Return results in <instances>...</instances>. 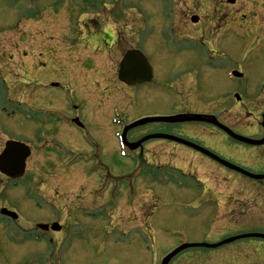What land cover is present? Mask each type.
Here are the masks:
<instances>
[{
	"label": "rangeland",
	"instance_id": "rangeland-1",
	"mask_svg": "<svg viewBox=\"0 0 264 264\" xmlns=\"http://www.w3.org/2000/svg\"><path fill=\"white\" fill-rule=\"evenodd\" d=\"M104 1L106 8H110L113 1L99 2ZM262 2L264 0H236L228 23L225 24L226 20L216 23L215 27L217 24L221 26L220 34L230 27L236 36L231 42L237 47L239 56L238 63L235 61L234 65L237 63L238 66H246L251 61L259 64L257 59L264 57V29L258 27V23L264 20ZM218 3L219 1L215 0L136 1L138 20L147 21V24L156 27L157 36L166 32L163 29L160 31V28H165L172 22L171 18H174V32H170L178 35V38L158 37L157 44L145 52L147 59L157 70L156 77L162 85L161 100L145 99L142 90H134L135 93L129 96L131 100L128 102L125 97L121 106L113 102V99L116 102L119 96V99L122 98L121 93L109 98L97 113L95 110L94 115L89 114L85 118L83 123L86 125V134L73 130L74 133L64 138L67 141L64 143V150L69 152L64 164H71L67 172H64V164L57 162L51 151L53 142L39 144L33 138V108H38L35 106V98H40V85L62 82L52 66L55 53H50L49 50L58 41V34L53 29L59 26H51L48 21L44 24L45 27L40 29L37 20H46L49 16L51 18L52 14L67 12L71 14V18L82 24L85 11L99 12L101 7L99 8L98 3L93 5L90 0H0V79L3 77L5 80V84L0 80V99L6 94V98L10 95L11 105L18 102L17 99L25 104V114H28L30 121L23 118L25 114H22L21 118L18 117L19 119H14L15 129L19 131L9 128L8 135L13 138L18 134L19 139L29 143L32 150L27 160L28 173L24 178L11 182L5 191L1 190L5 180L0 181V207L2 204L7 205L18 214L16 222L5 220V224L0 223V264H159L164 256L181 244H214L240 234H264L262 185L253 184L249 179L233 174L236 178L229 184V191L235 194L237 203L246 205V209H240L238 206L235 213H229L226 210L228 202L221 206L220 211L205 209L204 203L199 200L187 201L189 194L175 186L163 187L158 182L149 183L154 181L156 175L162 179L163 173L143 171L139 178L133 180L130 176L136 165L132 163L133 154L126 152L127 157H120L121 148L115 139L119 125L111 122L115 119L130 120L149 115L156 109L162 112L163 108L166 112L172 102L183 103L182 98L177 101L168 93V87L185 75L188 76L189 84L191 83L190 103L194 108H203L204 104V109L217 114L220 120L230 125H234L236 120L243 127V131L249 134L248 137L261 131L259 123L260 115L264 112V67H251L250 75L243 74L245 77L241 80L242 91L239 94L241 101L237 103L233 98L230 105L228 102H216L224 90L221 91L222 84L220 87L216 85L211 73L213 76L220 75L200 62L203 56L198 42L201 26L210 27L212 24H206L203 20L208 21L210 18L207 16L225 13L223 6ZM241 14L245 17V22L240 17ZM191 16L199 17L201 22L194 26L190 21ZM96 17L101 22L107 20L108 13L104 11L102 17ZM93 18L95 19V16ZM28 30L30 32H27ZM24 32L27 33L23 35ZM40 42L44 43L46 49L39 48ZM202 47L208 48L207 45ZM145 48L146 45L143 44L142 50L145 51ZM116 50V47L112 48L111 58L108 55L97 56L93 61L96 65L105 67L103 69L106 75L91 72L94 96L90 98L89 107L95 108L100 97V94H96L95 89L99 85L95 82L103 78L115 79L117 76L115 69L122 53ZM179 59L180 65H177ZM225 61L219 65L232 66L229 61ZM8 67L10 69H7ZM206 73L210 76L209 79ZM204 79L206 81L199 84L198 81ZM100 83V87L106 85L104 82ZM65 87L66 90L53 94L62 103L59 108H64L63 103L65 107L81 104L82 96L78 95L74 85L68 83ZM207 96L208 98H205ZM43 109L48 111L50 107ZM56 109L53 110L58 111ZM113 109L121 111L122 116L113 114ZM237 110L240 114L236 117ZM171 126H165L167 134L182 128H187L182 129L185 133H192L187 124ZM132 133L133 137L143 133V129L138 128ZM89 141L98 142L99 148H87ZM68 144L70 146H67ZM152 147L153 151L162 157L161 161L168 165L170 170L166 168L167 171L176 172L171 167L192 171L189 164L193 161L188 154L176 148L174 142H156ZM163 148L168 152L166 157L160 152ZM138 149L142 147L136 150ZM242 153L244 155L234 151L232 158L244 168L262 172L258 166L262 165L263 158L259 154L256 156L261 162L257 163L245 155L248 153ZM91 156L100 158V180H96L92 175L96 170L86 175L94 168L90 162L86 163V159ZM104 168L107 170L104 171ZM63 174L67 175L63 177ZM217 174L219 176L216 177L218 182L215 181V191L225 192L228 184L223 183L221 172L218 171ZM197 176L202 177L201 173ZM94 195L96 198L92 197ZM46 219L56 220V223H61L67 229L66 234L58 237L52 256L51 246L46 248L43 243L34 240L36 231H51L54 223L50 228L46 227V231L36 229V225L44 224ZM169 264H264V241L248 238L217 249L189 248L179 252Z\"/></svg>",
	"mask_w": 264,
	"mask_h": 264
},
{
	"label": "flooded vegetation",
	"instance_id": "flooded-vegetation-1",
	"mask_svg": "<svg viewBox=\"0 0 264 264\" xmlns=\"http://www.w3.org/2000/svg\"><path fill=\"white\" fill-rule=\"evenodd\" d=\"M90 1L93 2V5L95 3L99 4V8L101 7L99 9L100 13L98 12V10L85 11L86 14L84 15L82 24H80L81 22H78L74 18H71V14H63L60 12L52 14L51 18L49 16L46 20H37L40 29H43L45 27L44 24L48 21H50L51 26H59L53 29V31L58 34V41H56L53 44L52 49L49 50H51L50 53H55V59L52 62V66L55 68L56 74L62 80V82L55 81L47 86L45 83L40 85L38 89L40 98H35V106L38 108L36 109L34 107L35 118L33 138L36 142H39V144L40 142H42L43 144L52 141L54 144L52 146L54 150L51 151L55 155V159L58 160L57 162L60 161L62 163H64V160L68 157L69 154L68 151L64 150V148H66L64 143L67 142L64 138L68 137V135H70L71 133H74L73 130L75 129L78 133L86 134V126L84 125L85 123H83L85 118L89 116V114L92 116L95 110L97 113V110H99V108H101L105 102L109 101V98H112L113 96L121 93L123 95L121 99H119L120 96L116 102L113 99V102L116 103L117 106H121V102H123L125 97L128 102L131 100V97L129 96L130 94L132 95V93H135L134 90H142L141 92L145 99H155L160 101L162 97V90L160 88L161 83L157 79L155 70L153 68L154 74L149 84L128 86L119 82L117 80L116 75L115 79L108 78L110 80L108 82V79L106 78H103L100 81H96L95 83L96 85H99V87L95 90L97 96L100 94V97L98 100V104L95 108L89 107L91 103L90 98L91 96H94L92 73L95 72L100 74L101 76L106 75L103 69L105 68L104 66L102 67L98 64L96 65L95 63H93L97 56L108 55L110 58L113 57V47L117 48L116 52L118 51L122 53L120 59H122V57L129 50H138L145 55L144 50H142V45H146L145 50L147 51V49H150L151 47L156 45L158 41L156 35V27L152 25H146L147 21L145 22L138 20V11L135 5L137 0H112L113 2L111 3L110 8H106L105 1ZM216 1H219L218 4L223 6V10L225 11V13H217L216 15L207 16L210 19H207L208 21L203 20V22L206 24H212H210V27L209 25L201 26V33L199 36L202 40L201 43L202 45H204L205 42L209 46L206 51L200 48V51H202L201 53L203 55L202 60L200 62L205 63L206 66H209V64H211V66L214 67L212 72L220 75L221 78L215 75L213 76L211 73V77L214 79L216 85L220 87V84H222L223 88H221V91L224 90L223 94L219 95L218 97L223 98L225 102H228V104L231 105V99H235L234 96L242 91V86L240 85V83H238L239 80L236 77L233 78V82L228 83L226 77L227 73L234 72L236 70L240 72L241 69L244 74H247L250 72L249 69L251 67H255L258 65L264 67V57H260L257 59L259 64H254L251 61L250 63H247L246 66L244 65L243 68L241 66L236 65L238 63L239 56L237 47L235 46V44L231 43L234 40L232 29L228 27V29L223 30L224 32L220 34V32L222 31L220 29L221 26L217 24V27H215L216 23L219 21L226 20L225 24L228 23V20L231 18H229V15H231L232 7L235 6L236 2L230 3L231 0H226V2H222L221 0H215V2ZM104 11L108 13V17L107 20H101V23L98 21L96 16L102 17ZM94 16L95 19L93 18ZM107 21H110V23H108ZM200 22L201 19H199L194 26H197ZM172 26L173 23H170L164 28V30H168L169 33L163 36L160 35L162 39L167 38V36L178 38V35L176 36L175 33H173L174 30L172 29ZM170 30H173V32L171 33ZM28 32H30V30H28ZM25 33L26 32H24L23 35H25ZM212 36L214 37V39ZM38 45H40L39 48H41V50L46 49L44 43L40 42ZM89 49H91L92 52ZM262 49L264 51V48ZM225 60L229 61L232 66L223 67L219 65V63L226 62ZM119 61L117 64V69H115L116 72L118 71L120 63ZM235 61H237V63L234 65ZM262 75L264 76V72ZM187 77L188 76L182 75L179 80L172 82L171 86L168 87L169 90H171L174 99H176L177 101L180 98L185 99L184 107H180L178 103L172 102L171 107H169L166 112H164L163 108L162 112H158V110L156 109L157 111L153 110V112H151L149 115H142L138 118L130 119V121L126 122V125H129L130 122L138 120L142 117L171 116L179 115L181 113H202L208 115L214 114L218 121L221 124L223 123L232 132L240 136H245L243 127H241V125L237 123L236 120H234V125H230L224 120H220L217 114L213 113L210 110L204 109V104L203 108L199 109L198 111L191 105V91L189 89V82ZM100 82H104L106 83V85L104 87H100ZM68 83L74 85L78 92V95L82 96V101L81 104H79L78 106L71 105L65 107V103H63L64 108L60 109L59 107H61L62 103L58 101V99L54 97L53 94L59 90H66L67 87L65 86ZM55 84L57 85L53 87V85ZM183 94L186 95L184 96ZM8 97L9 95L7 96V98H3L4 105L2 108H0V153L3 151L6 141L15 140L24 142L23 140L19 139L18 134H16L15 137L10 138L8 135V131L9 128L17 130L15 129L13 120L17 119L18 117H22V114H25V104L19 100L17 102V108H10V98ZM205 98H208V96ZM47 106L50 107V110L47 109L48 111H45L43 107ZM56 107H58L59 109H56ZM53 109H56L60 112L55 111ZM62 111H64L65 113H61ZM239 114L240 111L237 110L235 116L237 117ZM74 119L79 120V122H81V125H74ZM166 125L167 124L165 123L159 124L152 122L151 124L141 126V128L139 129H143V133L135 134L132 137V132L134 131L132 130L127 134V141L129 143L136 142L140 140L141 137L151 136V134H167V131H165ZM190 125L191 126L189 129L192 130L191 134H187L183 130L178 129L174 133L172 132L170 135L173 134L179 138H184L185 140H188L196 145L193 147H188L186 145L182 146L176 144V148H179L186 154H188L189 158L193 161L189 164L191 165L189 169H191L192 171H182L181 169L175 167H171V169L179 171L180 178L185 184L183 191L189 194L188 198H194L197 195L198 200H200L204 204L207 203L210 209L216 210L219 208L217 197L219 193L215 191V181H217L216 177L219 176L217 172L219 171L221 173H224L226 169L222 164H220L217 159H213L209 153H211L213 156H217L222 160H227L231 162L229 158V155L231 153H234V151L238 152L240 149H245L248 147H246V145L240 144L234 139L232 140L224 132H221L213 126L210 127L209 125H206L204 123H192ZM258 136L259 135H256V138L260 139ZM156 142L166 143L167 141L152 140L148 143L143 144V146H145L144 148L142 146V149L130 152L131 154H133L131 158L132 163L136 164L134 166V169L139 170V172L145 171L147 173H163V185L170 187L171 182L170 179L167 178L170 177V174L165 173V171H167L166 168L168 169V165L164 164V162L161 161L162 157L158 155L157 152H154L152 149L153 143ZM25 144L29 145V143L27 142H25ZM67 146L70 145L68 144ZM87 146L93 149L99 148L98 142L94 143L89 141L87 142ZM203 149H205L209 153L202 151ZM249 149L253 153H256V155L259 154V156L263 158L262 161H264V144L258 147L254 146V148L251 147ZM160 152H162V155L164 154L163 156L165 157L168 155V152L165 150V148H163ZM89 162L91 163V165L94 166V168L92 169V171H88L86 175H89L96 170L97 172L92 175L96 177V180H100V177L102 176L100 158H97V156H91L90 159H86V163ZM95 166L97 167L95 168ZM26 173H28L27 163L24 176L26 175ZM199 173H201L202 175L201 178L197 176V174ZM66 175L67 174H63L62 176L65 177ZM2 179L5 180V184H2L1 190H8V187L10 186V180L0 173V181H3ZM222 179L223 181H229L227 177H223ZM146 182L148 183L147 180ZM154 182L155 180H152L149 183ZM222 196L224 199H227V202L230 203L231 207L235 206V204L233 203L236 202V200H233V194H231L230 191H228L226 195L224 194ZM4 197L5 196H3V199ZM2 208L9 209V207L4 204H2V206L0 207V209ZM5 222H7L5 221V218H1L0 223L5 224ZM56 222V220L46 219L44 223L51 225ZM59 224L61 225V223ZM66 231L67 229L65 228V226L61 225V230L58 232L49 230H47L46 232L36 231L34 237L39 241V243H43L44 246H51L52 252L50 253V256H52L54 254L53 247H55V245L57 244L58 237L62 234H66Z\"/></svg>",
	"mask_w": 264,
	"mask_h": 264
},
{
	"label": "water",
	"instance_id": "water-1",
	"mask_svg": "<svg viewBox=\"0 0 264 264\" xmlns=\"http://www.w3.org/2000/svg\"><path fill=\"white\" fill-rule=\"evenodd\" d=\"M135 54H132L129 52L127 54V56L125 57V59L122 60V63L120 65L119 79L122 82H125L127 84L128 83L129 84H139L142 81L148 82L149 78L151 76L150 68L147 65L144 58L138 53L136 55ZM162 120L167 121V122H171V121L172 122H181V121H191V120H193V121H202V120L206 121L207 120L211 123L212 122L215 123V118H213V117L210 118L207 116H196V115L181 116V117H175V118H171V119L167 118V119H162ZM141 123L142 122L135 123V124L131 125V127L141 125ZM215 124H217V123H215ZM217 126L220 128H223L219 125H217ZM262 126H264V115H263ZM131 127L129 129H131ZM223 129H226V128H223ZM152 137L155 138L156 136L144 138V140L151 139ZM162 137L167 138V139H171L168 136H163V135L160 136L159 138H162ZM232 137L238 138L241 141L247 142L249 144H261L264 142V140L260 141V142H257V141L253 142L247 138H244V137L241 138V137H238L235 135ZM144 140H142V141H144ZM29 154H30L29 149L26 146H24L23 144H20L17 142H8L5 146V150L0 155V171H1V173L4 175H7L8 177H10V179L11 178L17 179V178L21 177L23 172H24L23 168L25 167V160L27 159ZM234 169L238 170L242 174L247 175L248 177L253 178V179L263 178V177L256 176V175L255 176L250 175L247 172H243L242 170H240L239 168H236V167ZM2 214L10 216V217H12V219L16 218L15 214L7 212L5 210H2ZM38 227L44 228L45 226L43 227L42 225H39ZM248 237L257 238V239H259V238L264 239V235H261V234H258V235L248 234V235L238 236L236 238H230L227 241H223L221 243H218V245H214V246L213 245H208V246L207 245H199V246L206 247V248H208V247L216 248L219 245L228 244L229 242L236 241L240 238H248ZM188 247H198V246L188 245V246H183V247L177 248V250H175L174 252L169 254L168 257L162 261V264H168V261L172 257H174L175 255L178 254V251L186 249Z\"/></svg>",
	"mask_w": 264,
	"mask_h": 264
},
{
	"label": "bare ground",
	"instance_id": "bare-ground-1",
	"mask_svg": "<svg viewBox=\"0 0 264 264\" xmlns=\"http://www.w3.org/2000/svg\"><path fill=\"white\" fill-rule=\"evenodd\" d=\"M193 87H194V84L192 83ZM189 87H191V83L189 84Z\"/></svg>",
	"mask_w": 264,
	"mask_h": 264
}]
</instances>
